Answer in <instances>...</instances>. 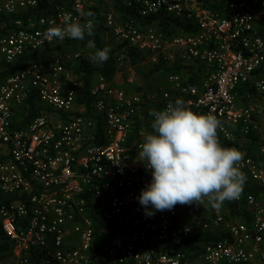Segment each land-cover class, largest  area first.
Here are the masks:
<instances>
[{"label": "built area", "instance_id": "2783aa9c", "mask_svg": "<svg viewBox=\"0 0 264 264\" xmlns=\"http://www.w3.org/2000/svg\"><path fill=\"white\" fill-rule=\"evenodd\" d=\"M124 2L134 15L108 0L101 21L87 15L97 0H0V227L12 246L0 264H264V0ZM66 14L103 24L117 43L112 79L87 83L81 53L62 51L71 39H45ZM158 16L178 20L177 31ZM129 49L172 68L169 87L132 90ZM33 98L42 108L31 116ZM177 98L222 122L221 144L241 151L259 194L144 214L151 171L140 145L154 131L150 110ZM205 233L214 237L196 240Z\"/></svg>", "mask_w": 264, "mask_h": 264}, {"label": "clouds", "instance_id": "9594fccd", "mask_svg": "<svg viewBox=\"0 0 264 264\" xmlns=\"http://www.w3.org/2000/svg\"><path fill=\"white\" fill-rule=\"evenodd\" d=\"M86 35H94L93 20L81 24L70 14L44 32L49 42L66 37L83 40ZM109 53L108 47L97 49L90 60L102 64ZM150 115L154 131L144 136L138 153L151 171V180L138 197L147 217L170 211L177 204L202 205L205 198L213 208H219L226 200L240 196L247 179L241 171L243 155L221 144L218 129L222 122L215 115L194 111L181 98L163 110H150Z\"/></svg>", "mask_w": 264, "mask_h": 264}, {"label": "trees", "instance_id": "16d2710c", "mask_svg": "<svg viewBox=\"0 0 264 264\" xmlns=\"http://www.w3.org/2000/svg\"><path fill=\"white\" fill-rule=\"evenodd\" d=\"M112 5L115 9L117 10H122L126 13L135 14V9L134 8H130L127 6V4L124 2V0H112ZM54 6V5H53ZM51 10H52V5L50 6ZM50 8H40L38 10L35 11V14H41V13H49L51 10ZM103 8H105V6L99 2L98 7H95L93 9V16L97 19H101L102 21V16H101V11ZM107 8V7H106ZM23 16L22 14L20 15H14L13 18H17V17H21ZM10 18H7V20H9ZM157 21L159 22V25L161 27V29L167 33H173L177 31V26H178V20H174L172 18L169 17H159L155 18ZM152 19H148V20H144V21H151ZM1 23V21H0ZM103 30H104V25L103 24H98L96 27H94V35L92 36H85V38L83 40H76V39H71L69 40L66 45V48H63L62 51H70L72 50L73 46L76 45H87V44H92L95 45V47L97 49H103V45H102V35H103ZM118 50V47H114L110 49V53H109V59L102 63V64H94L91 60H89L88 58H82L81 62L79 65H77V70L78 71H84V79L86 80V82H89L90 76H92L93 74H101L104 75L105 77H107L108 79H112L116 73H117V66H116V60H115V55L116 52ZM51 51V50H48ZM48 52H39L36 54H32V55H28L24 58H22L21 60H19L18 62H16L15 64H13L10 68V71H13L14 69H16L20 64H22L23 61H28V60H32V59H39L41 57L47 56ZM141 54L137 53L134 49H129L128 51V56L129 59L131 61L132 64H136L139 60H140V56ZM172 68H170L169 66H166L165 64L161 63L158 64L157 66L154 67V69L152 71H150L149 73H152L154 71H160V72H167L168 70H170ZM145 77L148 76V74H144ZM85 93H88L87 90L85 89ZM82 97V96H81ZM85 98H80V100H84ZM86 99L90 100V98L88 97V95H86ZM42 108V106L39 105L38 99L37 98H33L30 101V111H31V116L32 115H36L38 113V111ZM243 191L245 192H253L255 194H259L262 191V188L255 186V185H249L248 180L246 179V183L243 187ZM214 237V235H210V233H205V234H201L199 237H197L196 240L199 241H207L209 239H212ZM193 246V245H192ZM12 249V246L8 240V237L6 236V234L4 233V231L2 230V228L0 227V260L5 258L8 254H10ZM32 264H38L36 261L32 262Z\"/></svg>", "mask_w": 264, "mask_h": 264}, {"label": "rangeland", "instance_id": "374dc122", "mask_svg": "<svg viewBox=\"0 0 264 264\" xmlns=\"http://www.w3.org/2000/svg\"><path fill=\"white\" fill-rule=\"evenodd\" d=\"M98 2L108 7L107 1L108 0H97ZM102 45L108 48L118 47L117 43H115L112 39L106 37L104 34L102 35ZM72 50L74 52L81 53L82 58H88L90 60V56L97 50L96 47H92V44L87 45H76L73 46ZM99 64V63H94ZM154 65L150 64L144 59L139 60L136 64H132L128 61V64L125 65L124 72L128 78L132 79L131 89L132 90H146L149 92H161L164 88H168V78L167 75L163 72H152L149 73L154 69ZM144 74H148L147 77ZM194 264H204L201 262H194Z\"/></svg>", "mask_w": 264, "mask_h": 264}]
</instances>
